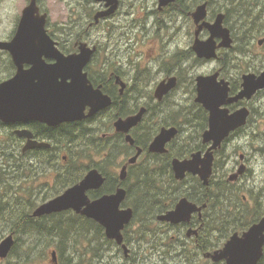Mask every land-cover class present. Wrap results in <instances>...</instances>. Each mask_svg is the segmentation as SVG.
I'll list each match as a JSON object with an SVG mask.
<instances>
[{
    "label": "flooded vegetation",
    "instance_id": "af4514ba",
    "mask_svg": "<svg viewBox=\"0 0 264 264\" xmlns=\"http://www.w3.org/2000/svg\"><path fill=\"white\" fill-rule=\"evenodd\" d=\"M1 1L2 0H0V2ZM228 1L231 2V0ZM30 2L31 0H28L27 4L21 9L13 28L5 36H0V41L10 43L14 40L23 11ZM204 2H208V17L206 20L213 23L219 13H224V26L231 30L226 19L228 16L231 18L230 20H232V16L236 13L238 14L236 9H233L234 11L232 10V14H229L225 9V12L220 11L210 15V1L205 0ZM234 2L238 3L237 0H234ZM98 3L100 8L93 13L92 16L87 17L88 19L91 17V19L83 33L70 34L68 30L69 26L67 27L66 24L60 25L62 26L61 28L58 26L57 31L52 29L49 11L42 3V0H37L39 7L38 14H47L46 29L51 39L54 41L55 47L62 54L65 56L78 54L82 43H87L89 48L95 49L83 71L87 74L88 80L95 90H100L103 94L111 97L112 104L95 112L93 115H88L92 108L90 105H87L84 110L85 117L82 119L58 121L55 114L51 113L50 107L53 101L50 99L47 100V98H35L29 103V105H32V108L28 107L25 111H23L22 108L17 110V116L14 121H4L0 119V186L4 184L5 172L8 168L9 176L14 175L18 186L26 187L32 185L35 189L34 193H36L37 199L46 202L62 194L69 187L79 183L90 170L97 169L105 178V182L100 189L88 191L90 198L96 199L106 194H112L120 187H123L126 189L127 195L122 202L121 208H132V206L127 204L129 197L128 186L133 181L135 172L140 169L149 170L150 166L161 167L169 164L175 177L172 167L174 159H179L181 161L191 159L192 155L197 152H201L202 157H205L207 151L212 146V141H204V133L209 128L210 112L202 103L196 101L197 78L200 75L206 76L219 72L220 75L218 80L225 79L229 81L231 87L230 96H234L242 89L243 75L250 72L247 70L243 71V69H236L238 72L235 74V77L229 75L227 66L231 63L229 60L231 55L235 54L232 51V48L235 46V37L232 30L231 35L234 39L233 47L219 48L218 57L213 59L199 58L197 56L196 52L193 50L196 38L199 37L205 40L210 37V31L207 28H203L197 36L198 24L195 23L191 16V12H193L200 3L194 5L195 9L187 13V15L189 14L191 17L189 19L190 25L187 33V35H190L191 45L189 44L184 50L179 48V45L174 51H167L164 49L163 54L165 53V55L162 54L159 56L156 63L157 66L152 65L154 68L146 65V63L142 66L143 63H141V61L140 64L136 63L132 57L133 55H131L132 45L130 44L126 50L122 48L121 43L128 40L126 35L113 34L110 29L106 30L103 25L106 20H109L119 11L122 1L119 0V8L113 15L107 18H101L99 22H95V14L106 9L105 2ZM184 7L189 9V6L186 7L183 0H177L163 9H160L158 1V12L161 14L162 20H158L157 25L160 26L159 30L163 48H167L165 47L167 44H176V42L180 41L179 39H181L183 35L181 12ZM259 11L260 9L257 10V8L252 9L254 13ZM262 15H264V13H262ZM99 26H104L102 31L105 33H102L101 37L98 38L104 40V45L102 42H97L93 36L89 34L94 27ZM134 27L135 25L131 26L133 29ZM263 38L264 32L259 40ZM220 42L221 39H217V43ZM27 44L28 43H19L17 61L14 59L9 49L0 47V84L12 79L18 74L22 75V73H24L26 74L24 76V81L33 88H36L35 90L37 91L39 89L45 91L50 83V77L48 75L51 68L50 66L56 63V59L43 54L41 62L46 67H43L41 71L33 73L37 62L34 58L35 54H33L34 52L31 50L33 47L32 44ZM261 46H264V43ZM244 54L245 53H239L238 56ZM209 61H218L221 66L215 68L208 74H195L194 71L192 72L199 63L203 64ZM232 64L234 66V63ZM156 67L158 70L155 71ZM228 69H235V67L228 66ZM160 73L162 74V78L159 82H156L154 78ZM173 78L176 79V85L165 94L161 100L157 98L155 92L160 83L164 81L165 83H169L170 79ZM59 80L61 81L62 79L60 78ZM67 82H71V79L68 78ZM182 87L188 89L189 94H191L190 104L187 103L183 105L182 100L177 98L168 103L170 98ZM263 91L264 89L259 90L251 99H243L222 106V108L229 109L230 114L240 108L247 107L250 110L247 123L232 131L223 141L221 147L213 151V173L209 179L208 185L203 183L199 175H194L192 173H187L183 180H178L175 177L178 182H182L190 177L198 179L206 191V195L201 194L203 200L201 202L189 199L199 206H203L204 204L207 205L203 207L201 212H194L190 221L187 222L175 224L160 221L156 218L157 222L163 225V237L167 236L170 237L171 240L180 242L181 236L183 235L184 237L182 236V239H185L188 243L189 241H193L196 247L200 246L199 239L209 228L210 218L213 214V210H211L210 207V197L213 196L211 182L215 176L219 175L216 166H220L221 153H223L226 142L231 137L240 134L254 118L253 109L248 104ZM43 95H45V92ZM142 111L141 120L128 132L119 131L117 129L116 123L120 119L126 120L138 115ZM163 128H176L178 131L176 135L166 143L165 148L167 151H152L150 146ZM129 135L134 139L133 143L128 140ZM31 142H36L39 145L28 147ZM136 156L137 158L135 161H132ZM245 160H248L247 156L241 154V163L239 166H234L233 171L231 173L229 172L228 176V171L223 173V177L227 182L244 188L237 183L241 182L251 172V168L247 166ZM241 165L246 166L245 172L241 174L238 179L234 181L229 180V177L237 172ZM124 168L126 177L125 179H121ZM71 176L78 178L74 184L68 182V178ZM108 184L114 188L111 187L109 191H101ZM65 185L68 187L64 188ZM62 187L64 189H62ZM56 189L58 190L57 194L51 196L57 191ZM92 191L101 193L99 196L93 197L91 195ZM241 196L243 197V201L250 202L247 194L241 193ZM175 206L172 209H174ZM167 211L160 214L166 213ZM130 223L123 230V234ZM252 225L245 230L236 232L242 235ZM190 228L197 229V234L189 237L187 232ZM234 233L235 232H232L229 237L223 239L221 245L210 248L212 250L199 249L200 255L203 256L202 258H204L206 262H211L213 264H226L224 260L213 262L210 258H206L204 254L222 248ZM211 241L215 242L212 239ZM114 242L116 243V241ZM125 243L128 244L126 241ZM128 246L130 245L128 244ZM118 248L123 251L121 246H118ZM130 262L136 264L132 259V249L131 255L125 259L123 264H128Z\"/></svg>",
    "mask_w": 264,
    "mask_h": 264
},
{
    "label": "water",
    "instance_id": "95a60500",
    "mask_svg": "<svg viewBox=\"0 0 264 264\" xmlns=\"http://www.w3.org/2000/svg\"><path fill=\"white\" fill-rule=\"evenodd\" d=\"M105 2L106 9L95 14V22L101 18L113 15L119 8V0H96ZM177 0H159V8L170 5ZM37 0H31L24 9L18 30L14 40L10 43L0 41V47L9 49L14 59H18L19 43L32 44V51L36 59V68L33 71H41L46 67L41 62L43 54L56 59V63L51 65L49 70L50 83L43 89L35 90L30 84L24 81V76L18 74L12 79L0 84V119L4 121H14L17 110L22 108L27 110L30 101L35 98H47L52 100L51 113H54L58 121H74L85 117L84 110L87 105L91 106L88 115L106 108L112 104L110 96L105 95L100 90H95L90 84L84 67L89 62L95 49L82 43L80 52L65 56L56 47L46 29L47 14L39 15ZM196 24H198L197 36L203 28L210 31V37L202 40L196 38L193 50L199 58L213 59L218 57L219 48H231L234 39L231 30L224 26L225 14L219 13L213 23L206 20L208 17V2H204L191 12ZM29 37V38H26ZM217 39H221L217 43ZM264 38L258 41L261 46ZM220 73L212 75H200L197 78L196 101L202 103L210 112L209 128L204 133V141L213 144L207 151L205 157L201 152L194 153L191 159L173 160V171L178 180H183L187 173L199 175L205 185L209 184V179L213 173L214 150L221 147L223 141L230 133L247 123L250 110L247 107L238 109L230 114L229 109L222 108L223 105L238 102L243 99H251L259 90L264 89V71L257 74L254 72L243 75L242 89L234 96H230V83L222 79L218 80ZM62 79L61 81L59 79ZM70 78L71 82H67ZM176 85V79H170L169 83L162 82L156 89V96L160 100ZM45 92V95H43ZM143 111L134 117L126 120L120 119L116 123L119 131L128 132L137 125L142 118ZM176 128H163L161 133L155 138L150 146L152 151L165 152L166 143L177 133ZM128 140L133 143L132 136ZM36 142L29 143L28 147L37 146ZM137 156L132 160L135 161ZM246 170L245 165H241L237 172L233 173L229 180L234 181ZM126 171L123 169L121 179H125ZM105 182V178L97 169L90 170L87 175L77 184L66 189L62 194L40 204L32 213L35 218H41L68 210L92 219L105 228L106 237L122 247L125 257L130 256L131 249L125 243L123 230L134 217L133 208H121L125 200L127 191L120 187L115 193L106 194L99 198L92 199L88 195L90 190L100 189ZM207 204L199 206L188 197L181 198L175 208L166 213L158 215V220L171 223H181L190 221L194 212H201ZM197 229L190 228L187 235L191 237L197 234ZM16 239L14 233H10L0 241V258L6 259L10 256ZM264 255V216L254 223L242 235L235 232L222 248L204 254L213 262L226 261V264H258ZM51 256L54 264H58V254L52 250ZM128 264H134L130 262Z\"/></svg>",
    "mask_w": 264,
    "mask_h": 264
},
{
    "label": "trees",
    "instance_id": "16d2710c",
    "mask_svg": "<svg viewBox=\"0 0 264 264\" xmlns=\"http://www.w3.org/2000/svg\"><path fill=\"white\" fill-rule=\"evenodd\" d=\"M185 1L183 0L184 4ZM189 1L194 6L203 0ZM209 1L212 3L213 0ZM229 3L231 7H227L226 11L232 14V10L236 9L238 15L243 17L240 20L242 32H238L239 28L234 29L230 17L227 16L226 19L235 37V46L232 48L235 55H231L229 60L234 63L233 67L237 70L261 72L264 69V58L260 62H253L251 55L248 56L250 58L248 61L237 59L236 56L239 53L250 54L253 52L252 40L264 32V15H262L264 13V0L248 1L247 3H236L231 0ZM255 8L260 9V11L252 12V9ZM189 10L190 8L184 7L182 13L187 14ZM89 16H92V12L89 13ZM216 167L219 168V166ZM13 178L14 175L9 176L7 168L4 180L5 191L0 189V222L10 223L8 226L10 232L14 233L16 237V244L7 258V260L13 259L14 262L10 261L9 264H38L39 260L45 256V250L39 256L32 253L36 245L33 247L31 244L28 249L24 248L22 243L24 244L26 240L23 241L18 238L23 234L29 235V238L36 237L38 241L46 239L47 245L56 241L53 244L58 254V264H94L95 259L102 257L101 254L96 255V253L104 250L105 246L113 245L118 248L113 240L106 237L105 230L99 223L71 210L34 218L32 213L39 206V199L34 193V187L32 185L16 186V184L14 185L15 178L14 180ZM68 180L74 184L78 178L71 176ZM67 187L64 186V188ZM111 187L114 188L108 184L101 191H109ZM211 187L213 196L210 197V207L213 214L210 218V226L206 233L200 237V246L194 250L185 239H182L183 235L180 242L171 240L167 236L162 237L163 225L158 223L156 218L158 214L172 209L182 197H188L196 202L203 201L201 194L206 195V191L200 181L190 177L178 182L169 164L161 167L150 166L149 170L140 169L135 172L134 179L128 186L129 197L127 200V204L132 206L135 213L132 222L124 232L125 241L132 249L134 262L143 264L142 258L137 256L135 252V246L145 241L148 247L156 251L164 250L163 255L165 257H186L192 263L196 253L200 254V250H212L210 248L221 245L223 239L229 237L232 232L245 230L264 216V200L258 196L255 198L253 190L248 189L255 200L254 205L250 206V203L243 201L241 196L244 188L227 182L223 175L219 178L215 176L211 182ZM64 188L62 187V189ZM57 192L58 190L51 196H55ZM100 193L92 191L91 195L97 197ZM211 230L220 234V237L217 235L218 240L215 242L211 241L209 235H206ZM43 244L37 242L38 247ZM68 249L71 250V254L67 256ZM163 255L162 257H164ZM259 264H264V256Z\"/></svg>",
    "mask_w": 264,
    "mask_h": 264
},
{
    "label": "rangeland",
    "instance_id": "374dc122",
    "mask_svg": "<svg viewBox=\"0 0 264 264\" xmlns=\"http://www.w3.org/2000/svg\"><path fill=\"white\" fill-rule=\"evenodd\" d=\"M27 1L28 0H2L0 2L1 37L5 36L13 28L16 18H18L21 9L27 4ZM121 1L122 4L119 11L109 20H106L103 25L106 30L110 29L113 34L126 35L128 40L121 43L122 48L126 50L130 44L132 45L131 55H133L132 57L136 63L140 64L141 61V63H143L142 66L146 63V65L154 68L152 65H156L157 60L159 56L163 54L164 49L167 51H174L179 45V48L184 50L189 44L191 45L190 35H187L190 25L189 19L191 18L189 14L187 15L181 12L182 21H180L182 23H180L183 24V35L181 36V39H179L180 41L176 42V44H167L165 46L167 48H163L159 30L160 26L157 25V21L162 20V17L160 16L161 14L158 12L159 0ZM204 1L205 0L202 2L204 3ZM246 1L253 2L254 0H237L238 3ZM202 2H200V4H202ZM42 3L50 13L52 29L57 31L58 26L61 28L62 26L60 25L66 24L67 27L69 26L68 30L70 34H82L91 19V17L89 19L87 18L89 17V13L92 12L93 14L100 8L99 3L95 0H42ZM185 4L186 7L189 6V11H193L195 9V6L190 4L189 0H186ZM230 6L231 5L228 0H213L209 5V14H216L220 11L225 12V9ZM241 19H243V17L236 13L232 16V20L230 21L234 26V29L239 28L238 32H242V29H240ZM133 25H135L134 29L131 28ZM104 26L94 27L89 32V34H91L97 42L103 43L104 41L103 39H98L101 37L102 33H105L102 31ZM260 37L261 36L252 40L253 52L241 56L237 55L236 57L242 61H248L250 60L248 56L251 55L253 56V62H260V60L264 58V46H260L258 44ZM163 55H165V53ZM220 66L221 65L218 61H209L203 64L199 63L195 69L192 70V72L194 71L195 74H208ZM228 66L233 67V64L230 63ZM228 66L227 70L229 71V75L235 77V74H237L238 71L236 69L229 70ZM156 70H158L157 67L155 68V71ZM161 78L162 74L160 73L154 79H156V82H159ZM176 98L182 100L183 105H186L187 103L190 104L191 94H189L188 89L182 87L170 98L168 103L174 101ZM248 105L253 109L254 118L240 134L231 137L226 142L223 153H221V167L219 166V169H217L219 174L217 178L222 176L223 173L227 171L228 176L229 172L231 173L233 171V167L239 166L241 163L240 155H246L248 160H245V163L249 168H251V172L237 184L244 187V190H242L241 193L248 195L250 206H253L255 200L252 198L248 189L255 192V198L258 196V198L264 200V91L252 99ZM15 184L16 182L14 181V185ZM0 189L3 192L5 191L4 184L0 186ZM8 196L10 197V195ZM38 202L39 205L42 203L40 200H38ZM7 224L8 223L5 221L0 222V241L3 237L11 233V230L8 227L10 226V223L8 225ZM206 235H209V238L214 241L218 240L217 235L220 237V234L214 230H211ZM161 236L163 237L162 232ZM18 238L23 241L26 240L24 244L22 243L23 247L26 249H28L31 244L33 247L36 245L32 251L35 256H39V254L45 250V256H43L42 260H39L40 262L38 264H54L51 251L52 249H55V245L53 243H56V241L50 242L47 245L46 239L38 241L36 237L29 238V235L26 234L20 235ZM37 242L44 244L38 247ZM189 246L194 250L196 248L193 241H189ZM81 247L84 249L83 246ZM135 252L137 253V256L142 258L143 264H213L211 262H206L204 258H202L203 256L199 253H196L192 263H190L186 257H165V255H163V252H165L164 250L160 249L159 251H156L151 247H148V244H146L145 241H142L135 246ZM98 253L101 254L102 257L95 259L93 261L94 264H123L125 259H127L124 251L119 250L113 245L105 246V249L97 252L96 255H98ZM69 254H71L70 249L66 252L67 256ZM162 255L164 257H162ZM10 261L14 262L13 259L2 260L0 258V264H9ZM136 264L138 263L136 262Z\"/></svg>",
    "mask_w": 264,
    "mask_h": 264
},
{
    "label": "bare ground",
    "instance_id": "6f19581e",
    "mask_svg": "<svg viewBox=\"0 0 264 264\" xmlns=\"http://www.w3.org/2000/svg\"><path fill=\"white\" fill-rule=\"evenodd\" d=\"M188 59H189V58H188ZM188 59H187V60H188ZM187 60H186V61H187ZM0 179H1V178H0Z\"/></svg>",
    "mask_w": 264,
    "mask_h": 264
}]
</instances>
